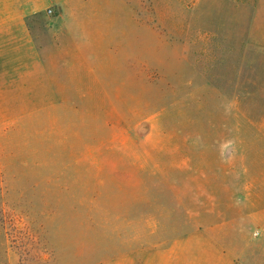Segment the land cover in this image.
Returning <instances> with one entry per match:
<instances>
[{
    "label": "rangeland",
    "instance_id": "obj_1",
    "mask_svg": "<svg viewBox=\"0 0 264 264\" xmlns=\"http://www.w3.org/2000/svg\"><path fill=\"white\" fill-rule=\"evenodd\" d=\"M109 3L81 9L58 94H0V264L159 251L205 219L225 151L264 138V0Z\"/></svg>",
    "mask_w": 264,
    "mask_h": 264
},
{
    "label": "crops",
    "instance_id": "obj_2",
    "mask_svg": "<svg viewBox=\"0 0 264 264\" xmlns=\"http://www.w3.org/2000/svg\"><path fill=\"white\" fill-rule=\"evenodd\" d=\"M109 2L112 10L117 0ZM86 3L0 0V94H58L61 74L68 71L63 60L74 52V65L83 64L80 15ZM238 143L247 149L237 155L226 150L221 174L208 177V212L205 219L192 215L196 230L163 240L159 251L128 254L127 264H152L147 258H168V264H264V138ZM231 145L224 139L225 147Z\"/></svg>",
    "mask_w": 264,
    "mask_h": 264
},
{
    "label": "built area",
    "instance_id": "obj_3",
    "mask_svg": "<svg viewBox=\"0 0 264 264\" xmlns=\"http://www.w3.org/2000/svg\"><path fill=\"white\" fill-rule=\"evenodd\" d=\"M48 13L50 14V13H51V11H48Z\"/></svg>",
    "mask_w": 264,
    "mask_h": 264
}]
</instances>
